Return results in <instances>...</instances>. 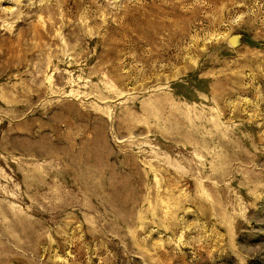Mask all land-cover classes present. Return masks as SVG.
Instances as JSON below:
<instances>
[{"label": "rangeland", "instance_id": "374dc122", "mask_svg": "<svg viewBox=\"0 0 264 264\" xmlns=\"http://www.w3.org/2000/svg\"><path fill=\"white\" fill-rule=\"evenodd\" d=\"M0 264H264V0H0Z\"/></svg>", "mask_w": 264, "mask_h": 264}, {"label": "water", "instance_id": "95a60500", "mask_svg": "<svg viewBox=\"0 0 264 264\" xmlns=\"http://www.w3.org/2000/svg\"><path fill=\"white\" fill-rule=\"evenodd\" d=\"M234 40L233 39H231V42H233Z\"/></svg>", "mask_w": 264, "mask_h": 264}]
</instances>
